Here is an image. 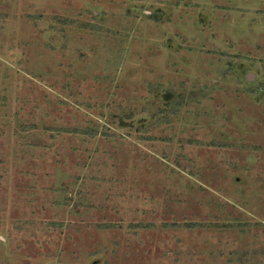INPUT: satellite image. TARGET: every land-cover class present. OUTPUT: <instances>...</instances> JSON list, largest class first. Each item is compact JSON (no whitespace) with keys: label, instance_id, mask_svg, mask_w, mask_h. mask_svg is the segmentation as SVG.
<instances>
[{"label":"rangeland","instance_id":"1","mask_svg":"<svg viewBox=\"0 0 264 264\" xmlns=\"http://www.w3.org/2000/svg\"><path fill=\"white\" fill-rule=\"evenodd\" d=\"M0 264H264V0H0Z\"/></svg>","mask_w":264,"mask_h":264},{"label":"water","instance_id":"2","mask_svg":"<svg viewBox=\"0 0 264 264\" xmlns=\"http://www.w3.org/2000/svg\"><path fill=\"white\" fill-rule=\"evenodd\" d=\"M249 80H250V74L248 75V77H247Z\"/></svg>","mask_w":264,"mask_h":264}]
</instances>
